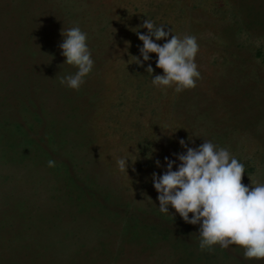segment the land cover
<instances>
[{
	"label": "rangeland",
	"instance_id": "rangeland-1",
	"mask_svg": "<svg viewBox=\"0 0 264 264\" xmlns=\"http://www.w3.org/2000/svg\"><path fill=\"white\" fill-rule=\"evenodd\" d=\"M15 3L0 0V112L17 98L21 124L1 115L0 264H264L235 245L201 250L199 225L159 210L151 175L181 139L211 140L245 165L242 183H264V0ZM147 18L196 36L194 88L154 86V53L134 62ZM73 26L95 62L78 90L60 84L76 71L59 47Z\"/></svg>",
	"mask_w": 264,
	"mask_h": 264
},
{
	"label": "clouds",
	"instance_id": "clouds-1",
	"mask_svg": "<svg viewBox=\"0 0 264 264\" xmlns=\"http://www.w3.org/2000/svg\"><path fill=\"white\" fill-rule=\"evenodd\" d=\"M166 26L147 18L135 28L133 32L142 45L139 56H133L134 62L143 67L152 60L150 54H156L155 66L162 73L151 78L153 85L165 92L174 86V91L181 93L194 88L201 76L195 62L199 44L196 36L180 38ZM139 28L147 31L140 32ZM61 35L63 64L76 71L62 76L60 84L78 90L95 63L87 43L88 33L73 26ZM161 40L162 44L157 43ZM145 71L152 76L155 69L148 63ZM179 144L184 151L174 153L175 159L165 157L164 165L157 159L156 166L164 171L151 174L159 210L170 214V208L174 209L172 217L178 214L184 222L199 225L201 250H211L217 244L223 249L235 245L243 249L246 259H264V183H242L245 165L227 148L218 147L211 140H203L196 147H190L184 139ZM130 161L121 157L119 167L126 171ZM48 164L53 167L55 161L49 160Z\"/></svg>",
	"mask_w": 264,
	"mask_h": 264
},
{
	"label": "trees",
	"instance_id": "trees-1",
	"mask_svg": "<svg viewBox=\"0 0 264 264\" xmlns=\"http://www.w3.org/2000/svg\"><path fill=\"white\" fill-rule=\"evenodd\" d=\"M18 4V0H16V3L13 7L16 8ZM12 8V7H11ZM6 95L3 97V100L5 99ZM1 101V104H4V101ZM20 103V101H18L17 98H15L14 100L10 101V102H5V106H4V111L0 112V120H1V115L3 116L4 114V117H5V114L7 113V116H11L12 118V122H17L19 123L18 121H16L17 117H16V114H19L20 112L18 110H16V105ZM13 112H16V114H14ZM14 118V119H13ZM22 118V117H21ZM8 121V120H6ZM19 125H21L19 123ZM6 156L9 157L10 161H8V159L6 160V163H19L20 161L18 160L17 156L16 155H11V153H9V155L7 154ZM19 157V156H18ZM3 159V158H2ZM21 159V158H20ZM4 160V159H3ZM2 160V161H3ZM22 160H25L24 158H22ZM2 163H5V161H3Z\"/></svg>",
	"mask_w": 264,
	"mask_h": 264
}]
</instances>
